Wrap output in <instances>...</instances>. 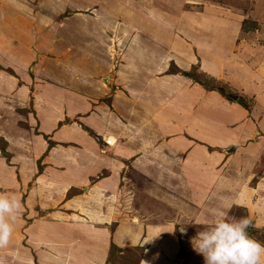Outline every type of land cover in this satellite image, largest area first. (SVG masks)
Masks as SVG:
<instances>
[{
    "label": "crops",
    "instance_id": "obj_1",
    "mask_svg": "<svg viewBox=\"0 0 264 264\" xmlns=\"http://www.w3.org/2000/svg\"><path fill=\"white\" fill-rule=\"evenodd\" d=\"M11 1L19 4L0 0V8ZM175 1H159L157 18L171 14ZM121 2L116 11L100 2L103 10L92 14L102 13L111 20L102 24L100 19L103 70L97 81L91 83L96 77L76 73L68 76L73 84L80 81L88 87L84 93L73 84L46 87L53 109L41 111L46 118L40 133L50 136L53 143L41 169L28 177L27 171H34L29 153L31 159L20 160L18 181L12 176L14 168L0 158L20 202L9 245L0 252V264H105L111 226L143 215L166 214L186 224L206 225L213 219L212 210L227 215L240 208L254 220L255 228H264V137L251 136L252 131L264 130V122L255 119L254 110L246 111L185 75L190 55L195 57L199 49L212 52L215 42L196 45V52L191 43L182 42L178 34L182 32L181 1V13L175 11L169 18L176 27L160 26L154 38L137 30L128 41L122 39V53L113 61L108 53L115 54L119 46L109 44V33L122 15L131 19ZM205 17L208 25L215 22L213 16ZM10 27L14 34L15 27ZM172 29L171 40L165 42L162 35L171 34ZM0 44L6 45L1 37ZM36 47L42 48L40 44ZM13 48L15 54L23 55L22 48ZM182 51L187 52L185 58ZM41 52H35L37 60ZM172 60L175 72L170 71ZM17 69L23 71L24 65ZM58 88L69 95L67 102L59 100ZM240 91V97L249 94ZM58 122H62L60 127ZM38 149L36 145L35 157L40 155ZM32 178V187H26ZM8 188L0 180V194L8 195Z\"/></svg>",
    "mask_w": 264,
    "mask_h": 264
},
{
    "label": "rangeland",
    "instance_id": "obj_2",
    "mask_svg": "<svg viewBox=\"0 0 264 264\" xmlns=\"http://www.w3.org/2000/svg\"><path fill=\"white\" fill-rule=\"evenodd\" d=\"M15 1H19V4L4 2L0 8V37L6 44H0V149L6 155L3 157L0 151V158L8 167L14 168L12 176L20 181V160H28L31 154L33 164L30 167L34 171H27L28 177L37 174L43 158L48 154V147L53 143L50 136L40 133L41 121L46 118L41 111L53 109L51 100L46 97V87L50 84L71 86L72 78L68 75L75 76L76 73L96 77L90 80L91 83L97 81L103 70L99 48L104 36L99 32L100 19H103L102 24L111 20L99 13L95 16H99V20L93 21L96 18L92 14L103 10L101 6L105 3L112 5L111 10L116 11L120 0H58L57 4L56 0ZM159 1L162 0L136 3L122 0L124 11L131 19L122 15L123 19L116 24V29L109 33V44L117 43L119 46L115 54L113 51L107 52L111 60L115 61L122 53V39L128 41L137 30L143 35L149 33L148 38H152V35L154 38L160 26L168 28L164 27L167 23L176 27V22L169 18L173 17L175 11L177 15L181 13L178 9L182 1V32L178 31L182 42L191 43L190 48L194 52L197 51L196 45L215 42L212 52L199 49L195 57L190 55V64L186 63L187 76L205 90L215 91L228 101L237 99L236 103L246 111L254 110L255 119L260 124L264 122V0H176L169 9L171 14L165 15L164 19L157 18ZM89 15L94 18H89ZM205 16H213L215 22L208 25ZM157 22L161 25L158 26ZM10 25L15 27L14 34L10 33ZM171 35L173 29L169 35L164 32L162 37L169 42ZM227 37H230L229 41ZM228 43L232 44L233 50ZM37 44L42 46L41 50L36 47ZM12 46L22 48L23 55L19 52L15 54ZM37 51H42L39 60L34 57ZM186 54L182 51V58ZM8 62L16 64L10 65ZM18 64L24 65L23 71L17 69L20 67ZM170 71H177L173 60ZM73 87L83 93L88 88L80 81H76ZM58 89L59 100L67 102L69 95L61 93L63 89ZM240 89L249 94L240 97ZM56 90L53 91L55 95ZM38 96L40 99H37ZM239 99L241 102H238ZM263 131H252L251 136L258 134L264 137ZM35 144L40 148L36 153L40 154L38 157L33 152ZM236 148H231L232 153ZM8 171L0 165V180L9 187L6 190L8 196H12L9 193L14 195L17 188L13 182H9ZM33 182L34 178L25 186L31 188ZM175 195H179L177 191ZM244 211L235 208L227 216L230 219L249 218ZM165 215H143L134 221L126 218L116 221L111 226L110 254L105 264H142V261L148 264H205L203 255L194 251L191 244V239L204 230L205 225L186 224L177 216ZM250 220L252 226L247 230L249 235L264 243V228H255L254 220ZM0 260H3L2 257Z\"/></svg>",
    "mask_w": 264,
    "mask_h": 264
},
{
    "label": "clouds",
    "instance_id": "obj_3",
    "mask_svg": "<svg viewBox=\"0 0 264 264\" xmlns=\"http://www.w3.org/2000/svg\"><path fill=\"white\" fill-rule=\"evenodd\" d=\"M19 209L20 202L14 195L0 194V248L9 245ZM211 215L213 219L204 230L191 239L194 251L203 255L205 264H264V243L249 235V218L230 219L217 210Z\"/></svg>",
    "mask_w": 264,
    "mask_h": 264
},
{
    "label": "trees",
    "instance_id": "obj_4",
    "mask_svg": "<svg viewBox=\"0 0 264 264\" xmlns=\"http://www.w3.org/2000/svg\"><path fill=\"white\" fill-rule=\"evenodd\" d=\"M234 97H235V96H234ZM231 99H232V98H231ZM233 99H234L235 102H237V99H235V98H233ZM238 102H241V100L239 99ZM88 132H89L92 136H94V137L97 138V136H95L94 133H92V132L89 131V130H88ZM0 151H1L2 155H4L3 157H6L5 152L2 151L1 149H0Z\"/></svg>",
    "mask_w": 264,
    "mask_h": 264
},
{
    "label": "water",
    "instance_id": "obj_5",
    "mask_svg": "<svg viewBox=\"0 0 264 264\" xmlns=\"http://www.w3.org/2000/svg\"><path fill=\"white\" fill-rule=\"evenodd\" d=\"M185 75H187V74H185Z\"/></svg>",
    "mask_w": 264,
    "mask_h": 264
}]
</instances>
